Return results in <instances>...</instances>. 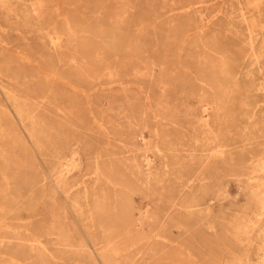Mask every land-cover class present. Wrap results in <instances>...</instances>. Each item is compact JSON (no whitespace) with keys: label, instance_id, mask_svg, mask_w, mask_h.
Wrapping results in <instances>:
<instances>
[{"label":"rangeland","instance_id":"1","mask_svg":"<svg viewBox=\"0 0 264 264\" xmlns=\"http://www.w3.org/2000/svg\"><path fill=\"white\" fill-rule=\"evenodd\" d=\"M262 46L264 0H0V264H264Z\"/></svg>","mask_w":264,"mask_h":264},{"label":"bare ground","instance_id":"2","mask_svg":"<svg viewBox=\"0 0 264 264\" xmlns=\"http://www.w3.org/2000/svg\"><path fill=\"white\" fill-rule=\"evenodd\" d=\"M257 12H258V11H257ZM176 13H177V12H176ZM217 13H218V12H217ZM241 17H242V16H241ZM187 20H188V19H187ZM202 29H203V28H202ZM189 35H190V34H189ZM61 39H62V38H61ZM188 39H189V38H188ZM244 45H245V44H244ZM183 46H184V45H183ZM183 46H182V47H183ZM253 47H254V46H253ZM262 47H264V46H262ZM252 51H253V50H252ZM262 51H263V50H262ZM110 52H111V51H110ZM112 54H113V53H112ZM15 55H16V54H15ZM254 56H255V55H254ZM262 56H263V55H262ZM255 58H256V56H255ZM258 58H259V57H257V60H258ZM261 58H263V57H261ZM257 60H256V61H257ZM256 63H257V62H256ZM256 63H255V64H256ZM259 71H260V70H259ZM236 80H237V79H236ZM261 89H262V88H261ZM259 90H260V89H259ZM13 97H14V96H13ZM218 99H219V98H218ZM216 100H217V99H216ZM240 118H241V117H240ZM199 123H200V122H199ZM217 153H218V152H217ZM217 153H216V154H217ZM260 170H261V169H260ZM261 174H263V173H261ZM263 184H264V183H263ZM263 184H262V185H263ZM263 188H264V187H263ZM261 198H262V197H261Z\"/></svg>","mask_w":264,"mask_h":264}]
</instances>
